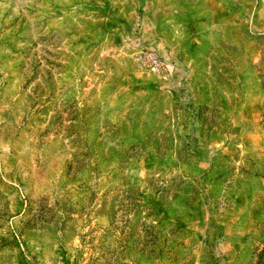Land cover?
<instances>
[{
  "label": "rangeland",
  "instance_id": "374dc122",
  "mask_svg": "<svg viewBox=\"0 0 264 264\" xmlns=\"http://www.w3.org/2000/svg\"><path fill=\"white\" fill-rule=\"evenodd\" d=\"M0 264H264V0H0Z\"/></svg>",
  "mask_w": 264,
  "mask_h": 264
}]
</instances>
